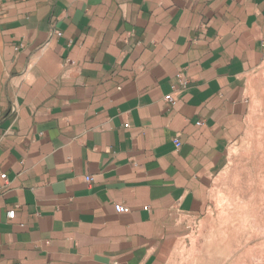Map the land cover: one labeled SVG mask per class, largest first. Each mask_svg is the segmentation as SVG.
Wrapping results in <instances>:
<instances>
[{"label":"crops","instance_id":"0c3cea01","mask_svg":"<svg viewBox=\"0 0 264 264\" xmlns=\"http://www.w3.org/2000/svg\"><path fill=\"white\" fill-rule=\"evenodd\" d=\"M263 60L264 0H0V264H162Z\"/></svg>","mask_w":264,"mask_h":264},{"label":"rangeland","instance_id":"374dc122","mask_svg":"<svg viewBox=\"0 0 264 264\" xmlns=\"http://www.w3.org/2000/svg\"><path fill=\"white\" fill-rule=\"evenodd\" d=\"M244 112L198 213L178 218L162 264H264V60L245 76Z\"/></svg>","mask_w":264,"mask_h":264},{"label":"built area","instance_id":"2783aa9c","mask_svg":"<svg viewBox=\"0 0 264 264\" xmlns=\"http://www.w3.org/2000/svg\"><path fill=\"white\" fill-rule=\"evenodd\" d=\"M60 34L61 33H59V32L57 33V35H60ZM68 63H71V62L69 61ZM186 87H187L186 78L183 76L182 73H180V72L176 73L174 76V81L171 84L172 93H170L164 97V100L166 102H168L170 107H173L176 105V100L173 97L174 92L181 90V89H185ZM200 124H201L200 122L197 123V125H200ZM173 143H174L175 148H178L180 146V141L178 140V138H174ZM0 179H3V180L6 179L5 174H1ZM85 180H86V182H91L93 180V178L91 176H86ZM114 210L117 213H126V212H128V207L123 205V204H115ZM14 215H15V210H10L7 212V217L10 219L14 218Z\"/></svg>","mask_w":264,"mask_h":264}]
</instances>
